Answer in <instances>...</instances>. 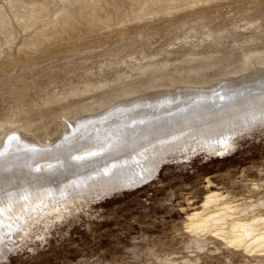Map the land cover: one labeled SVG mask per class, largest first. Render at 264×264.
<instances>
[{"label": "rangeland", "instance_id": "rangeland-1", "mask_svg": "<svg viewBox=\"0 0 264 264\" xmlns=\"http://www.w3.org/2000/svg\"><path fill=\"white\" fill-rule=\"evenodd\" d=\"M255 52L264 53V0H0V134L30 125L41 141L78 110L110 103L83 116L102 118L146 94L122 92L187 75L209 83ZM201 81L185 87L215 86ZM263 119L226 128L223 157L156 147L149 178L138 169L140 182L91 189L59 219L5 237L0 264H264L190 230L195 214L227 203L248 210L235 219L264 216ZM209 197L219 200L206 208Z\"/></svg>", "mask_w": 264, "mask_h": 264}, {"label": "bare ground", "instance_id": "bare-ground-1", "mask_svg": "<svg viewBox=\"0 0 264 264\" xmlns=\"http://www.w3.org/2000/svg\"><path fill=\"white\" fill-rule=\"evenodd\" d=\"M195 78L187 75L122 92L119 98L146 94L138 105L114 108L102 118L87 117L110 103L78 110L64 119L58 134L41 141L35 139L30 125L4 129L0 134V242L8 236L24 238L43 219H59L68 204L91 189L104 193L138 183L135 173L142 168L149 178L146 156L156 147H181L185 155L207 149L223 157L231 148L222 136L226 128L264 118V53L244 56L236 68L209 83ZM199 81L215 86L185 87ZM217 200L209 197L206 208ZM247 207L255 209V205ZM239 209L227 203L207 215L195 214L190 230L197 237L213 234L238 250L264 255V216L235 219L236 212L247 210Z\"/></svg>", "mask_w": 264, "mask_h": 264}]
</instances>
